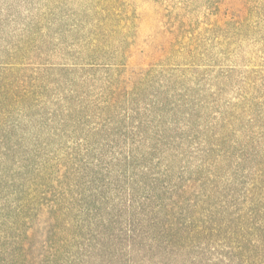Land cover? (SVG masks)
I'll return each mask as SVG.
<instances>
[{
    "label": "trees",
    "instance_id": "16d2710c",
    "mask_svg": "<svg viewBox=\"0 0 264 264\" xmlns=\"http://www.w3.org/2000/svg\"><path fill=\"white\" fill-rule=\"evenodd\" d=\"M123 2L70 12L77 49L61 58L82 63H46L34 37L1 57L0 264H170L264 234V0L162 9L139 70ZM58 139L74 146L53 151ZM49 165L108 181L72 185L67 166L51 180Z\"/></svg>",
    "mask_w": 264,
    "mask_h": 264
},
{
    "label": "rangeland",
    "instance_id": "374dc122",
    "mask_svg": "<svg viewBox=\"0 0 264 264\" xmlns=\"http://www.w3.org/2000/svg\"><path fill=\"white\" fill-rule=\"evenodd\" d=\"M188 1L189 6L195 9L197 13L201 15L204 13V0H124L123 4L126 5L124 6V11H126V8L130 9V11L134 12V16H136L133 20L134 25L130 33L131 39L134 38L136 40V45L132 48L133 53L128 62L133 69L139 70L141 67H150L152 64L149 57L155 52L162 33L165 30L164 24L160 21V19L163 20L162 16H160L161 12L172 11L181 5V3L183 4ZM90 2L92 0H0V62L3 61L1 57L9 53L7 49L19 43H21V47H27L29 43L28 39L34 37V40H37V45L34 49L28 50V52L36 53V49L45 52L44 54H47V57H51L47 59L46 63H82V59L75 58L74 60L72 58L66 60L61 57L63 53L69 51L71 45H73L71 49H77L75 39L79 35L69 29V25L72 23L71 20L74 19L70 15V12L85 11L91 5ZM56 11H60L59 14L53 18L49 17L48 19L51 22L48 23L47 18H45L46 14L50 12L56 13ZM46 42H50V49H42L41 46ZM34 59L36 60L31 61L35 63L41 62L40 59ZM165 64H169V62H165ZM245 64H256V60L250 63L246 61ZM165 76L167 75L164 73L160 79H163ZM61 140L58 139L56 143L58 145H53V151L59 153L62 151L66 152L70 147L74 146ZM56 152L54 156H59V153ZM54 156L52 155L51 157ZM49 166L52 169L51 180L56 179L58 170L67 166L69 169H73V171L76 170L75 174L78 175V177L69 178L68 182L72 185L77 183V185L84 188L86 182L91 184L89 181L95 175L97 177L100 176V180L103 181L104 179L106 183L108 181L103 178L102 172H98L99 169H97L96 173V168L92 165ZM262 235L264 236V234ZM262 235H249L245 240H240L241 237L238 235L231 236L229 237L230 240L244 241V244L238 243L233 248H231L232 243L230 240L210 241L202 245L196 243L198 247H193L191 249L192 253H189L188 257H186L187 255L185 256L184 260L187 261L188 258L189 263H185L186 261L183 259L181 261L177 259L170 264H196V262H198L197 264H246V258L243 254L256 255L248 257L249 260H254L251 264H264V237ZM255 238H258L260 242L258 240L257 242H253ZM213 247H217L216 250H213ZM241 253L242 255H240ZM198 254L200 256H198L197 261H192V258Z\"/></svg>",
    "mask_w": 264,
    "mask_h": 264
}]
</instances>
